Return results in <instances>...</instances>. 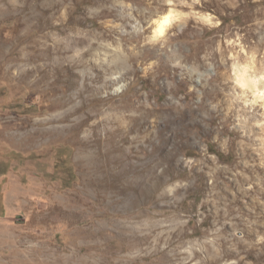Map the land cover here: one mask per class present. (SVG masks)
<instances>
[{"label": "rangeland", "instance_id": "374dc122", "mask_svg": "<svg viewBox=\"0 0 264 264\" xmlns=\"http://www.w3.org/2000/svg\"><path fill=\"white\" fill-rule=\"evenodd\" d=\"M0 264H264V0H0Z\"/></svg>", "mask_w": 264, "mask_h": 264}, {"label": "bare ground", "instance_id": "6f19581e", "mask_svg": "<svg viewBox=\"0 0 264 264\" xmlns=\"http://www.w3.org/2000/svg\"><path fill=\"white\" fill-rule=\"evenodd\" d=\"M171 19V15L170 13L167 14L166 16H164V18L162 19V21L160 22V27H159V31L162 32L164 27L170 22Z\"/></svg>", "mask_w": 264, "mask_h": 264}, {"label": "trees", "instance_id": "16d2710c", "mask_svg": "<svg viewBox=\"0 0 264 264\" xmlns=\"http://www.w3.org/2000/svg\"><path fill=\"white\" fill-rule=\"evenodd\" d=\"M218 156H219V157H221V158L223 157V155H222V154H220V153H218Z\"/></svg>", "mask_w": 264, "mask_h": 264}]
</instances>
